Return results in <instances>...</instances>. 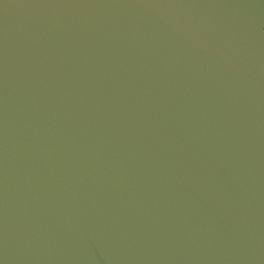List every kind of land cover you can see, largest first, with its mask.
I'll use <instances>...</instances> for the list:
<instances>
[{"label":"water","instance_id":"obj_1","mask_svg":"<svg viewBox=\"0 0 264 264\" xmlns=\"http://www.w3.org/2000/svg\"><path fill=\"white\" fill-rule=\"evenodd\" d=\"M0 264H264V0H0Z\"/></svg>","mask_w":264,"mask_h":264}]
</instances>
